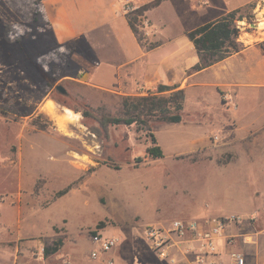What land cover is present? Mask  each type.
<instances>
[{"label":"rangeland","instance_id":"rangeland-1","mask_svg":"<svg viewBox=\"0 0 264 264\" xmlns=\"http://www.w3.org/2000/svg\"><path fill=\"white\" fill-rule=\"evenodd\" d=\"M210 1L213 7L204 9L210 15L227 7L225 0ZM242 9L245 19L236 22L239 32L263 21L258 14L264 9V0H252ZM161 16L166 18L165 12L153 14L155 19ZM188 18L184 23L197 20L195 14ZM169 22V33L176 35L179 25ZM2 23L26 28L20 43L5 42ZM136 28L142 38L140 23ZM54 50L45 23L33 21L18 0H0V264H12L21 256L31 261L40 258L41 264H63L70 262L65 254L68 248L87 264L91 232L119 236L120 243L142 241L144 226H166L180 218L176 215L188 200L196 198L200 206L203 197L213 196L200 182L207 168L186 166L188 161L212 155L174 152L187 143V126L149 117L145 119L149 131L119 125L109 127L106 134L94 118L81 113L118 116L121 98L79 82L81 75L69 68L62 55L41 60ZM57 86L65 93L57 91ZM48 104L58 116L65 109L77 114L78 122L70 121L66 133L60 131L46 111ZM148 132L165 154L162 158H145V150L151 146ZM223 193L216 191L221 197L217 205L226 215L248 216L264 207V197L236 205L226 199L232 196L231 189ZM256 216L252 228L245 226L246 232L264 228L255 224L259 217L264 222V213ZM57 240L62 241L59 251L44 257L41 249L52 248Z\"/></svg>","mask_w":264,"mask_h":264},{"label":"crops","instance_id":"crops-1","mask_svg":"<svg viewBox=\"0 0 264 264\" xmlns=\"http://www.w3.org/2000/svg\"><path fill=\"white\" fill-rule=\"evenodd\" d=\"M153 1L128 0L135 8ZM251 1L225 0L226 9L210 15L204 10L213 7L210 0H160L158 5L143 13L139 22L142 40L139 41L122 10L124 0H41L46 17L42 22L48 26L56 49L69 52L68 65L81 75L79 82L119 98L147 95L156 91L158 85L183 90V116L177 124L187 126L184 130L188 140L174 152L212 155L185 162L188 168H207L200 182L206 184L213 196L203 197L200 206H197L196 198L194 202L188 200L176 215L180 218L175 219H194L191 215L227 216L218 208L221 197L216 194L217 190L224 196V189H231L233 194L226 199L236 205L252 204L255 199L264 197V54L259 47L264 41V20L256 24L258 27L241 29L237 38L241 46L239 52L197 72L191 68L199 58L186 37L187 32L242 9ZM157 12H165L166 18L155 19L153 14ZM192 14L197 20L184 23ZM170 19L179 25L176 35L169 33ZM222 96H228V101ZM213 136L218 140L213 141ZM261 213H264V207L248 216L234 215L247 218ZM255 224L264 227L263 218L259 217ZM247 225L249 229L254 226L252 223ZM247 225L230 229L225 235L248 233ZM237 229V233H231ZM249 234L254 242L247 245L240 239L231 243L218 240L217 254L206 259L234 264L229 253L238 252L243 255L245 264H264V228ZM142 244L140 239L121 241L114 250L88 263L167 264L159 261ZM184 247L185 244H180L170 249L178 264H199L195 255H183ZM72 251L73 248H68L65 252L70 263L83 264ZM21 257L12 264H41L42 260Z\"/></svg>","mask_w":264,"mask_h":264},{"label":"trees","instance_id":"trees-1","mask_svg":"<svg viewBox=\"0 0 264 264\" xmlns=\"http://www.w3.org/2000/svg\"><path fill=\"white\" fill-rule=\"evenodd\" d=\"M159 2L160 0H155L132 12L125 13L127 23L137 38L138 30L136 27L139 26L143 13L158 5ZM18 6L23 8L26 13L31 14L33 21H46L41 0H18ZM11 7L13 8L12 5ZM242 10L236 9L228 12L219 19L186 33V37L194 45L199 58V62L191 68V71L197 72L206 69L240 51L241 46L237 42L239 29L236 22L245 19L241 15ZM2 28L4 40L8 44L20 43L26 33V28L17 24L2 23ZM138 40L141 41L142 38H138ZM259 47L264 54V41L259 44ZM54 55H62V58L66 59L69 52L63 48L56 49L47 56L42 57L41 60L45 61L47 57ZM164 93H168L166 97L162 96ZM157 95L161 96L158 97ZM184 98L183 90L177 89L176 86L158 85L155 92H149L147 95L122 97L120 102L121 112L118 116L100 113L97 117L88 111H83L81 114L83 117L94 118L106 134L109 127L119 125H137L141 130L149 131L148 120H145L149 117H157L168 124L180 123ZM147 136L150 138L151 146L146 148L145 158H162L163 152L154 135L148 132ZM137 161L140 162L141 158H137ZM52 243V248H43L44 257L56 253L62 246L61 240Z\"/></svg>","mask_w":264,"mask_h":264},{"label":"built area","instance_id":"built-area-1","mask_svg":"<svg viewBox=\"0 0 264 264\" xmlns=\"http://www.w3.org/2000/svg\"><path fill=\"white\" fill-rule=\"evenodd\" d=\"M123 3L122 10L124 13L132 12L135 9L134 6L129 4L128 0H124ZM222 99L228 101L229 97L222 96ZM217 140L218 137L213 136V141ZM255 219L256 215L247 218L227 215L190 220L174 219L166 226H144L141 231V239L153 256L167 264L179 263L177 257L170 253V249L177 248L180 244H185L183 255H195V260L199 264H221L206 259L217 254V241L225 239L228 243H231L235 239H240L241 243L245 245L253 243L254 240L249 233L227 236L225 234L228 230L250 224ZM89 240L92 245V249L88 253L90 260L99 259L102 254L111 252L120 244L119 236L103 235L100 231L91 232ZM41 252L43 254V249H41ZM229 257L234 264H245L243 255L238 252H230ZM63 264L71 263L66 261Z\"/></svg>","mask_w":264,"mask_h":264},{"label":"bare ground","instance_id":"bare-ground-1","mask_svg":"<svg viewBox=\"0 0 264 264\" xmlns=\"http://www.w3.org/2000/svg\"><path fill=\"white\" fill-rule=\"evenodd\" d=\"M260 16H262V20H264V9H263V11L259 12L258 17L260 18ZM46 111L56 121V125L58 127L57 129H59L62 132H65V133H66V125L68 122L72 121V123H76L79 120V116L77 114H73L71 111H69L67 109L64 110L63 115L58 116L57 115L58 113L52 104L47 105Z\"/></svg>","mask_w":264,"mask_h":264},{"label":"water","instance_id":"water-1","mask_svg":"<svg viewBox=\"0 0 264 264\" xmlns=\"http://www.w3.org/2000/svg\"><path fill=\"white\" fill-rule=\"evenodd\" d=\"M250 26H252V27H256L257 25H256V23H255V24H250ZM56 90L59 91V92H61L62 94L65 93L64 90H63L60 86H57V87H56Z\"/></svg>","mask_w":264,"mask_h":264}]
</instances>
